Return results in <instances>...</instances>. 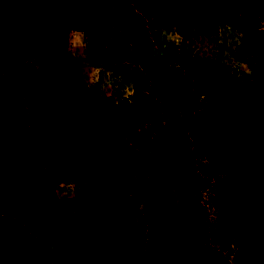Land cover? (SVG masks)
<instances>
[{
    "label": "trees",
    "instance_id": "1",
    "mask_svg": "<svg viewBox=\"0 0 264 264\" xmlns=\"http://www.w3.org/2000/svg\"><path fill=\"white\" fill-rule=\"evenodd\" d=\"M127 1L142 25L132 27L110 0H0V58L30 60L38 68L25 98L31 140L50 170L86 184L84 193L64 200L85 225L86 264H146L143 230L115 214L128 182L150 166L151 137L168 100L191 110L183 108L189 114L184 131L192 132L187 136L195 146L220 144L231 161L235 180L211 189L200 218L216 254L227 264H264V0H233L227 10L222 0ZM73 15L99 64L133 66L130 93L114 97L74 85L64 45ZM196 20L242 31L263 60L261 71L244 80L221 62L183 54L171 43L158 55H137L147 30L171 22L187 31ZM55 256L0 209V264H51Z\"/></svg>",
    "mask_w": 264,
    "mask_h": 264
},
{
    "label": "rangeland",
    "instance_id": "2",
    "mask_svg": "<svg viewBox=\"0 0 264 264\" xmlns=\"http://www.w3.org/2000/svg\"><path fill=\"white\" fill-rule=\"evenodd\" d=\"M110 1L126 13L132 27L142 25L139 12L127 0ZM232 5L233 0H222L223 9ZM131 38L138 36L132 33ZM144 40L145 50H137L141 57L148 52L158 55L171 43L183 54L221 62L244 80H252L263 65L242 31L225 22L196 20L187 31L167 22L160 29L147 30ZM64 45L77 88H98L114 97L132 91L133 66L99 64L77 15L68 22ZM11 59L0 58V209L13 215L32 238L53 248L56 256L51 264H86L85 225L64 202L84 193L86 184L44 163L25 119V98L38 68L30 60L13 64ZM183 108L186 105L178 101H166L163 123L151 137L150 166L128 182L115 216L143 230L146 264H227L216 254L217 245L210 242L200 218L211 189L235 180L231 161L220 144H193L187 136L192 132L184 131L190 109ZM206 212L212 216L213 210Z\"/></svg>",
    "mask_w": 264,
    "mask_h": 264
}]
</instances>
